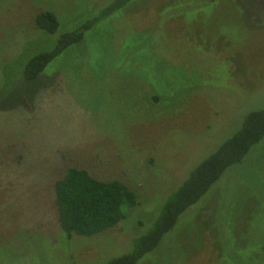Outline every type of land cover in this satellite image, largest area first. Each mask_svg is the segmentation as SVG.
<instances>
[{
	"label": "rangeland",
	"instance_id": "374dc122",
	"mask_svg": "<svg viewBox=\"0 0 264 264\" xmlns=\"http://www.w3.org/2000/svg\"><path fill=\"white\" fill-rule=\"evenodd\" d=\"M111 1L0 0V264L129 254L137 219L146 234L191 172L264 109V0H137L24 79L56 42L37 14L71 30ZM251 154L140 264H264V141ZM68 168L123 182L137 209L104 234L68 238L51 196Z\"/></svg>",
	"mask_w": 264,
	"mask_h": 264
},
{
	"label": "trees",
	"instance_id": "16d2710c",
	"mask_svg": "<svg viewBox=\"0 0 264 264\" xmlns=\"http://www.w3.org/2000/svg\"><path fill=\"white\" fill-rule=\"evenodd\" d=\"M138 1L112 0L94 17L71 30H67L53 12L43 11L37 14L36 28L55 37L56 42L52 50L28 60L24 79L35 81L40 78L57 58L70 48L81 44L95 25L118 12H124L127 7ZM156 33L161 34L162 31ZM154 99L158 101V98ZM263 141L264 109H261L249 113L243 120L240 130L193 170L162 209L153 213L150 218L152 228L146 234L143 233L148 228V221L141 215L133 228V231L137 230L139 234L132 237L134 238L132 251L106 264H140L143 261L145 263L148 260L146 258L158 250L164 238L175 230L189 212L193 214L194 210L200 207L202 199L231 169H242L244 165L247 169L251 167L253 160L251 152ZM232 173L234 172L229 174ZM255 186L258 185L254 184L253 187ZM257 194L263 196L264 190L257 191ZM51 196L56 206L59 227L70 239L92 238L117 228L134 213L139 204L136 194L123 182L102 181L87 170L79 168L66 169L53 183Z\"/></svg>",
	"mask_w": 264,
	"mask_h": 264
}]
</instances>
